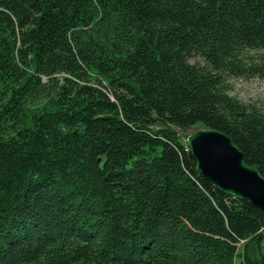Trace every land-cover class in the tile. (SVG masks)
Listing matches in <instances>:
<instances>
[{"label": "trees", "instance_id": "obj_1", "mask_svg": "<svg viewBox=\"0 0 264 264\" xmlns=\"http://www.w3.org/2000/svg\"><path fill=\"white\" fill-rule=\"evenodd\" d=\"M257 51L264 0H0V264H264L179 135L264 178V102L228 93Z\"/></svg>", "mask_w": 264, "mask_h": 264}, {"label": "water", "instance_id": "obj_2", "mask_svg": "<svg viewBox=\"0 0 264 264\" xmlns=\"http://www.w3.org/2000/svg\"><path fill=\"white\" fill-rule=\"evenodd\" d=\"M186 144L201 177L264 212V178L245 164L243 153L226 134L203 127L189 134Z\"/></svg>", "mask_w": 264, "mask_h": 264}, {"label": "rangeland", "instance_id": "obj_3", "mask_svg": "<svg viewBox=\"0 0 264 264\" xmlns=\"http://www.w3.org/2000/svg\"><path fill=\"white\" fill-rule=\"evenodd\" d=\"M249 56L250 60H248V63L252 67H255V69L244 77L231 79L228 93L237 101L248 107L259 108L264 102V51L252 52ZM192 61L194 62L195 60ZM44 103V101L36 102L29 105L28 109L31 110L42 107ZM202 128V126H195L187 132L179 133V135L182 138H186L189 134Z\"/></svg>", "mask_w": 264, "mask_h": 264}]
</instances>
